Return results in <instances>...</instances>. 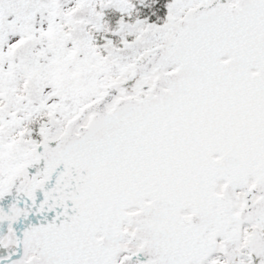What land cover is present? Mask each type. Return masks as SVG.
<instances>
[{
	"label": "snow or ice",
	"instance_id": "snow-or-ice-1",
	"mask_svg": "<svg viewBox=\"0 0 264 264\" xmlns=\"http://www.w3.org/2000/svg\"><path fill=\"white\" fill-rule=\"evenodd\" d=\"M0 264H264V0H0Z\"/></svg>",
	"mask_w": 264,
	"mask_h": 264
}]
</instances>
